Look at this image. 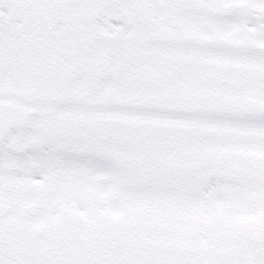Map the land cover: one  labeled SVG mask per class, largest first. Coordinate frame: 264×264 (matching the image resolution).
Returning <instances> with one entry per match:
<instances>
[{
  "label": "snow or ice",
  "instance_id": "6c2138e0",
  "mask_svg": "<svg viewBox=\"0 0 264 264\" xmlns=\"http://www.w3.org/2000/svg\"><path fill=\"white\" fill-rule=\"evenodd\" d=\"M0 264H264V0H0Z\"/></svg>",
  "mask_w": 264,
  "mask_h": 264
}]
</instances>
